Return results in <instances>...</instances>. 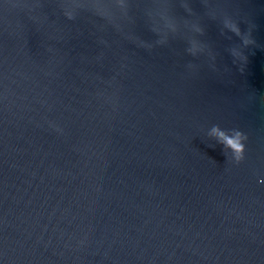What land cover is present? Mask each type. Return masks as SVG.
<instances>
[{
  "label": "water",
  "instance_id": "water-1",
  "mask_svg": "<svg viewBox=\"0 0 264 264\" xmlns=\"http://www.w3.org/2000/svg\"><path fill=\"white\" fill-rule=\"evenodd\" d=\"M0 264H264V0H0Z\"/></svg>",
  "mask_w": 264,
  "mask_h": 264
},
{
  "label": "clouds",
  "instance_id": "clouds-1",
  "mask_svg": "<svg viewBox=\"0 0 264 264\" xmlns=\"http://www.w3.org/2000/svg\"><path fill=\"white\" fill-rule=\"evenodd\" d=\"M233 31H236L239 35V30L233 27ZM252 41L245 40V43H250ZM213 132L219 137L220 141L224 143L227 147L231 148L235 154V159L237 163L241 162L244 159L245 153V144L243 141L247 139V136L240 132L236 131L234 135H227L225 132L219 131L217 128L213 129Z\"/></svg>",
  "mask_w": 264,
  "mask_h": 264
}]
</instances>
